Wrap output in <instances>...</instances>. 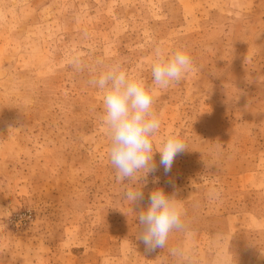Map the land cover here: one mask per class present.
<instances>
[{
  "label": "rangeland",
  "instance_id": "374dc122",
  "mask_svg": "<svg viewBox=\"0 0 264 264\" xmlns=\"http://www.w3.org/2000/svg\"><path fill=\"white\" fill-rule=\"evenodd\" d=\"M156 48L194 62L154 91V144L187 149L118 182L88 81L120 64L151 85ZM157 189L187 232L149 251L137 217ZM0 264H264V0H0Z\"/></svg>",
  "mask_w": 264,
  "mask_h": 264
},
{
  "label": "clouds",
  "instance_id": "9594fccd",
  "mask_svg": "<svg viewBox=\"0 0 264 264\" xmlns=\"http://www.w3.org/2000/svg\"><path fill=\"white\" fill-rule=\"evenodd\" d=\"M73 70L82 72L86 64L82 57L71 58ZM194 68L187 50L177 48L171 53L155 49L151 66L152 82L149 85L143 76L130 73L120 64H112L89 79L90 86L102 95L103 112L100 120L108 138V161L115 170L118 182L131 183L138 174L142 177L156 170L154 153H160V164L165 172L171 170L175 157L187 149L186 142L178 132H169L158 146L154 138L161 129V119L154 109V91L166 90L179 83ZM213 198L219 191L213 189ZM124 199L130 205L143 199L141 188L129 187ZM149 205L138 213L142 230L137 238L147 250L165 248L173 232H187L184 222L185 210L182 201L167 195L162 189L151 192ZM173 256L186 257L183 248L170 249Z\"/></svg>",
  "mask_w": 264,
  "mask_h": 264
},
{
  "label": "crops",
  "instance_id": "0c3cea01",
  "mask_svg": "<svg viewBox=\"0 0 264 264\" xmlns=\"http://www.w3.org/2000/svg\"><path fill=\"white\" fill-rule=\"evenodd\" d=\"M230 218H232V217L230 216Z\"/></svg>",
  "mask_w": 264,
  "mask_h": 264
}]
</instances>
